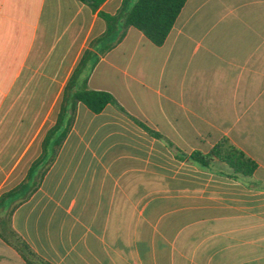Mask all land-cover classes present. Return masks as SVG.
I'll return each mask as SVG.
<instances>
[{
    "label": "crops",
    "instance_id": "crops-1",
    "mask_svg": "<svg viewBox=\"0 0 264 264\" xmlns=\"http://www.w3.org/2000/svg\"><path fill=\"white\" fill-rule=\"evenodd\" d=\"M123 1L0 0V196L42 156L78 68L128 112L79 104L0 220L36 264H264V0H187L162 46L123 20L108 32ZM225 139L252 175L191 158ZM0 264L31 263L0 236Z\"/></svg>",
    "mask_w": 264,
    "mask_h": 264
},
{
    "label": "trees",
    "instance_id": "trees-1",
    "mask_svg": "<svg viewBox=\"0 0 264 264\" xmlns=\"http://www.w3.org/2000/svg\"><path fill=\"white\" fill-rule=\"evenodd\" d=\"M79 1L87 2L92 7L99 8L106 0ZM186 2L187 0H136L132 4V0H124L116 15H104L108 24V32L116 28V22L123 20L124 28L134 27L141 31L153 44L162 46L167 40ZM79 104H84L94 113H100L108 105H113L120 112L128 114L112 93L90 89L88 87V76L83 77L82 71L78 68L63 93L58 108L56 124L48 131L43 141L42 156L34 163L26 181L0 196V208L5 207L8 200L17 199L22 203L31 196L33 187L29 182L34 174V170L43 162L47 164L49 157L51 159L58 154L59 149L74 126ZM140 124L155 135L160 136L158 132L151 130L142 122ZM49 152L50 156H48ZM191 158L205 167L209 166L217 158L229 164L235 172L247 176L252 175L257 168V162L244 151L235 147L228 139L216 145L209 153L195 151L191 155ZM0 236L14 244L28 262L36 264L31 259L32 253L28 245L19 239L11 228L10 218L0 220Z\"/></svg>",
    "mask_w": 264,
    "mask_h": 264
}]
</instances>
